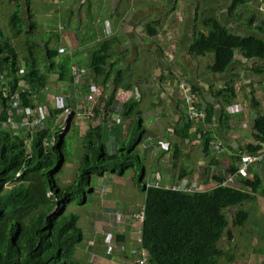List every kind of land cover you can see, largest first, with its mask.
Returning a JSON list of instances; mask_svg holds the SVG:
<instances>
[{
  "label": "trees",
  "instance_id": "16d2710c",
  "mask_svg": "<svg viewBox=\"0 0 264 264\" xmlns=\"http://www.w3.org/2000/svg\"><path fill=\"white\" fill-rule=\"evenodd\" d=\"M249 1L231 0L228 12L241 18L243 14L238 7ZM202 14L197 23L208 28V32L197 31L190 50L200 55L214 54L209 71L225 73L236 62L238 52L247 62L256 60L252 72L264 77V37L234 33L213 12ZM256 18L247 19L244 25L251 27ZM261 24L264 26V19ZM151 28L153 31L150 32ZM12 29L14 37L32 35V30L25 33L19 5L12 18ZM262 29L264 31V27ZM145 30L150 35L157 32L150 24L145 26ZM113 45L114 39L106 40L91 54L89 69L92 81L103 86V92L95 107L96 118L90 121L83 137L85 153L75 186L61 188L55 176L65 165L66 138L58 137L53 149L46 152L43 142L52 136L50 127L23 133L7 127L6 119L11 95L21 91V81L31 87V92L21 93L23 112L43 102L39 100L41 92L48 85L52 72L57 73L58 81L72 84L73 55L66 54L57 60L60 52L46 46L48 63L43 67L35 56V49L33 52L31 48L30 54L21 61L11 38L6 37L0 43V264H84L76 255L85 238L79 225L80 215L68 212L67 208L74 202L85 203L94 176L103 177L105 173L122 176L130 171L134 172V184L144 189L140 245L148 251L150 264H221L224 257L232 262L233 256L230 257L228 250L222 249L219 243L228 236L231 222L242 228L249 220L250 212L243 207L263 190V176L253 173L251 178L242 181V188L224 186V176H215L212 180L215 188L192 193L147 187L143 182L145 167L135 152L145 135L141 115L136 110L137 101L131 98L121 104V109H115L119 104L118 90H128L132 86L125 79L127 67L117 68V64H110ZM214 96L223 107L232 104L237 98L235 81L231 80L216 90ZM252 98L258 110L260 104L256 93L252 92ZM205 109L207 125L212 124L215 108L210 105ZM62 112V109L53 110L52 115L56 117ZM101 113L104 116H100ZM260 113L253 130L255 142L241 147L239 155L258 154L263 150L264 112ZM114 114L120 119L117 120ZM24 116L18 114L17 119ZM108 119L111 126L106 123ZM128 119L132 121L127 126L125 139L118 145L120 149L117 146L116 151L110 153L105 139L112 131L123 136L122 129ZM183 122L177 135L181 139H189L191 123L188 118ZM195 136H200L202 147L208 153L214 140L212 131L209 128L197 130ZM239 159V156L234 158L236 162ZM236 171L231 167L226 174ZM185 175V172H180V177ZM8 183L13 186L6 188Z\"/></svg>",
  "mask_w": 264,
  "mask_h": 264
},
{
  "label": "crops",
  "instance_id": "0c3cea01",
  "mask_svg": "<svg viewBox=\"0 0 264 264\" xmlns=\"http://www.w3.org/2000/svg\"><path fill=\"white\" fill-rule=\"evenodd\" d=\"M40 1L53 5L52 8L54 9L47 10L46 18L50 17L49 12L54 14L55 11H58L55 8L58 0ZM90 1L74 0L78 11L83 10L84 6ZM121 1L97 0L95 3L92 2L93 4H90L88 7L90 23L87 21V16L84 12L82 17L86 21L87 27L83 35L84 40H77L75 29H67V32H63L62 30L66 29L65 26H62L60 31L54 33V38L61 43V49L65 50L63 53L73 55L74 64H79L85 75H89L90 79H92V72L89 69L90 61L88 67H85V63H81L79 59L80 54L85 52L86 60H91L92 52L100 47V43L114 39V45L110 51L113 56L110 64L115 63L119 68H121V65L130 67L129 71H126L125 79L127 82L131 80L134 82L131 89L124 90L121 88L119 91L134 92V100L137 98V93H139L140 97L135 100L137 101L136 110L141 115L145 130L142 140L147 151L145 160H149L150 164L149 167H146L141 161L145 167L143 182L146 185L158 179L163 184H172L179 177L178 169H180V172H185L186 174L183 177L184 179H182L183 181H187L190 184L192 180H195L196 184L203 187V191L212 190L215 188V183L212 182L213 178L215 176H224L226 178V172L231 167L237 168L238 166V161L236 162L234 158L238 157L240 148L255 142V136H253L255 121L257 116L261 114L260 111L264 112V77L252 72L253 64L256 63V60L247 62L238 52H236L235 56L236 62L231 64L225 73H212L209 71V67L213 62L214 54H209L210 52L204 55L195 54L190 50V44L197 31H199L196 25L204 10L205 13H215L214 11H216L215 14L219 19L231 28L234 33L256 34L264 37L262 29L264 26H261L264 13L260 10V5L264 1L251 0L248 4L242 5L247 6L245 14L248 13V15L246 17L242 15L241 18L238 16L233 17L227 10H217L216 6L209 4L200 10L198 4L202 3L201 0H186L185 2L189 1L187 7L181 5V0H126L123 9H119ZM203 1L210 2L213 0ZM217 1L221 2L224 0ZM229 3H231V0H229ZM17 4L20 8V16L24 24L25 33L28 34L32 30L33 34L35 29L38 30V28L32 12L28 8V0H23L22 4L20 2ZM71 7V5L68 6V9L70 10ZM213 7L215 9L211 11L210 8ZM70 13L72 16H69L76 20L77 15L74 14V10H71ZM56 14L60 15L58 12ZM253 17H257L255 22H253L251 27H246L244 25L247 23L246 20ZM82 18H78V20L80 23L82 22L81 26L84 27ZM149 24L154 26L157 32L151 35L148 34L145 26ZM201 27L203 32H208V29L202 24ZM149 31L151 32L153 29L151 28ZM18 39L22 40L23 44H26V40L22 36H19ZM43 44L45 47L49 46L52 49H56L44 41ZM169 52L172 56L168 54ZM63 53L61 52L62 55H65ZM43 71L45 72V70ZM173 72H181L186 76L188 82L195 89L196 95L199 97V103L203 107L206 108L212 105L215 108L216 116L214 122L207 126L192 128L189 139H181L177 135V131L180 130L184 123L183 121H186L187 117L179 94L172 93L174 89L168 85V82L173 79ZM52 73H54V76L51 75ZM52 73L49 75V86L52 90H49L47 95L40 96L39 100L43 101L39 103L40 105L60 108L61 101L64 102V100H70V105L84 103L82 98L73 96V82L69 85L58 81L57 73ZM231 80L235 81L237 98L232 104L223 107L215 98L214 92L225 87L226 83ZM142 86L144 88L140 90ZM252 92L256 93V98L260 104L258 110H256ZM71 121L73 123V119ZM84 121L87 131L90 121ZM131 121L132 119H128L124 123L123 136H119L112 131L109 140H106L110 153H114L117 149L113 145H117L118 142L125 139L127 126ZM72 123L70 127H72ZM207 128L213 133L214 140L212 143L219 141L223 143V152L215 155V151L210 149L208 153H205L199 137L195 136V132L199 129L204 130ZM163 143L167 144L166 148L163 147ZM261 175L263 176L264 186V171ZM133 177L134 172L131 171L128 176L108 173L105 178L94 177L92 181L94 191L89 192L85 203V206L89 207V212L84 217L83 226H81L86 236L84 243L78 246L79 252L77 251L76 254L82 262V256L86 259H84L86 264H91L89 258L96 259L94 264H125L126 259L138 257L140 243L136 239L138 232L135 227L137 225L139 227V224L132 223L131 220L127 221V232L121 234L114 215L115 209H121L125 205L128 206L127 209H132L133 211L143 207L145 200L144 189L134 184ZM103 188H105L104 193L102 192ZM263 194L264 189L259 191L255 198L252 199V201L257 203L256 212L250 213L249 220L246 223V225L249 224L248 229L245 230L244 226L242 233L246 236V239L259 236L258 240H261V244L264 245V216H259L260 212L264 215V203H262L260 208L258 206L260 199L257 198L260 196L264 202ZM104 225H109V227L102 232L101 227ZM229 229L233 230L232 224ZM111 238H115L118 241V247L109 252L105 239ZM92 240L95 241L94 245L89 243ZM222 240L229 242L228 236ZM244 246L243 241H241L234 250L246 251L247 249ZM226 250H228L230 255V249L227 248ZM246 252L242 255L243 258L247 255ZM259 257L262 256L260 255ZM239 258L235 257L232 263L224 257L220 263L235 264ZM249 258L250 260H246V262L252 264V255Z\"/></svg>",
  "mask_w": 264,
  "mask_h": 264
},
{
  "label": "rangeland",
  "instance_id": "374dc122",
  "mask_svg": "<svg viewBox=\"0 0 264 264\" xmlns=\"http://www.w3.org/2000/svg\"><path fill=\"white\" fill-rule=\"evenodd\" d=\"M23 0H0V43L6 39V37L11 38V40L13 41V44L16 45L21 61L24 60L25 56H28L30 54V49L32 48L33 52L35 49V56L36 58H38V62H40V65H43V67H46V64L48 63L46 56V47L43 44V41L46 42L47 44H49L51 47L56 48L58 51H60V55H58V57L56 58L57 60H61L64 55L61 54V43L57 42L56 39L54 38V33L58 32L61 30L62 26H65L66 29L62 30L63 32H67V29H75L76 30V34H77V40H81L83 39V35L86 32V21L83 20V12L84 14L87 16V21H89V6L90 4L95 3L97 0H91L90 3L86 4L84 6L83 10H79L78 11V7L77 4H75L74 0H58L55 8L58 9V11H55L54 14H52V12L50 13V17L46 18L45 14L47 13L48 9H54L52 8L53 5L48 4L47 2L42 3L40 0H31V4L28 6L30 12H32L33 14V19L36 22L37 25V29H35L34 33L31 36H22V38H24L26 41H28V43L25 45L23 44L24 42L22 40H19L18 37H14L13 35V29H12V18L14 15L15 10L18 8V2H20L22 4ZM101 1V0H99ZM186 0H181V5L183 7H187L189 4V1L185 2ZM264 1V0H263ZM93 2V3H92ZM126 2V0H122L121 3H119V9H123V5ZM201 4H198V8H200V10L204 9L205 5H211V6H216L217 10H227L228 11V7H229V0H224V1H217V0H213L210 2H206L201 0ZM17 6H15L16 4ZM72 6L71 9H68V6ZM179 6V5H178ZM211 11L213 9H215V7L210 8ZM71 10H74V14L77 15L76 20L72 19V15H71ZM118 10V9H116ZM56 12L60 13V15L56 14ZM78 12V14H77ZM116 12V11H115ZM216 13V11H214ZM240 12H242L243 17H246L248 15L245 14L247 12V6H241L240 7ZM205 13V10H204ZM214 13V14H215ZM71 15V16H69ZM203 16V14L201 13V17ZM51 17L53 18L51 20ZM78 18H82L83 21V25L84 27H82V22L80 23V21L78 20ZM91 18V16H90ZM38 23V24H37ZM197 30H201L202 31V27H201V23H197L196 25ZM208 29V28H207ZM84 40V39H83ZM34 43V44H32ZM85 43V41H84ZM83 44V43H82ZM31 45V46H29ZM60 47V48H58ZM63 53V52H62ZM66 55V53H63ZM86 53L84 52L83 54H80L79 59L81 61V63H85V67H88V63L90 60H86V57L84 56ZM170 56H172L170 54V52L168 53ZM208 54V53H207ZM212 54V53H209ZM117 67V65H116ZM118 68V67H117ZM121 68H124V65H121ZM130 68V67H129ZM129 68L127 67L125 70L128 72ZM21 71H24V69H22ZM51 75L54 76V73H52ZM133 80L130 81V86L134 85V82H132ZM175 82V85L173 86V91L172 93H178L179 94V98L181 100V94L179 92V86H178V80L176 79H171L170 82ZM133 83V84H132ZM72 86V85H71ZM54 87V86H53ZM144 87H140V90H142ZM139 93H137V100L139 99ZM135 99V100H136ZM197 100H199V97H197ZM144 105V104H142ZM141 105V106H142ZM146 106V105H145ZM86 133V124L83 118L81 117H75L73 119V123H72V127L70 129V132L68 133V135L66 136L65 142H66V148H65V152H66V161H65V165L62 168V171L60 173H57V175L55 176V181L57 183L58 186H60L61 188H67L70 186H75L76 183V177L78 174V170L80 168V164H81V158L85 153L84 150V135ZM110 134H112V132H110ZM105 140H109V136H107V138ZM120 144V142L117 143V145H113V147H117ZM119 146H118V150H119ZM113 151V150H112ZM136 153L140 155L141 161L143 162L144 165H146V167H149V160H145V157L147 155V151H146V147L144 146V143L142 142L140 145L137 146L136 148ZM168 151V150H167ZM114 152V151H113ZM130 172H126L125 176H128ZM95 178L97 176H94ZM93 177V179H94ZM92 179V181H93ZM93 184V182H92ZM264 189V188H263ZM264 198V194L262 196ZM258 199H260V201H258V206L261 208V205L263 202V200L261 199L260 196L257 197ZM91 200V199H90ZM139 200V198H138ZM92 201V200H91ZM252 201V200H251ZM249 201L244 205V209H247L251 214L255 213L256 210V205L257 203H255V201ZM127 205H125L122 209H127ZM264 207V206H263ZM68 212H76L81 216V220L79 221V225L83 226V219L84 217H86L88 215L89 212V207L85 206V203L83 205H81L79 202H74L71 203L68 208H67ZM230 212H232V210H230ZM264 212V210H263ZM258 213H259V209H258ZM260 217H263L264 215L260 212L259 213ZM247 223V222H246ZM257 223V222H255ZM232 224V222H231ZM248 225L249 224H245V230L248 229ZM244 226L242 228H240L239 226H234L232 225V236L233 239H229L228 241H221V247L223 249H230V255L232 254L233 256V260L232 263L235 260V257H240L238 260H236L235 264H246V260H250V255H252V264H264V245L261 244V240L259 239V236L255 237L253 236L252 238L246 239V236L242 233V230L244 229ZM109 225H104L101 227V230L103 232V230L105 228H108ZM235 236H234V233ZM86 236V234H85ZM105 236V235H104ZM239 236V238H237ZM88 238V237H86ZM236 238V239H234ZM231 240V241H230ZM241 241H243V244L245 245L244 247L247 249L246 252L245 250H234L237 246V244H240ZM105 242L107 244V246L109 247V240L105 239ZM84 243V242H83ZM82 243V244H83ZM230 244V245H229ZM233 249V250H232ZM252 250L250 253L249 251ZM257 251V253H256ZM79 252V249H78ZM244 252L247 253V255L245 256V258L242 257V255L244 254ZM262 257H259V256ZM83 262H84V257L82 256ZM86 260V259H85ZM89 262H91V264H94L96 262V259L93 258H89ZM85 263V262H84ZM86 264V263H85ZM249 264V263H247Z\"/></svg>",
  "mask_w": 264,
  "mask_h": 264
},
{
  "label": "built area",
  "instance_id": "2783aa9c",
  "mask_svg": "<svg viewBox=\"0 0 264 264\" xmlns=\"http://www.w3.org/2000/svg\"><path fill=\"white\" fill-rule=\"evenodd\" d=\"M260 10L264 13V3L260 5ZM264 19V14H263ZM61 52H65L62 49ZM24 71H21L23 73ZM71 74L73 77V96L75 98H82L84 103L79 105H70V101L64 100L61 101L60 108L43 106L39 103H36L34 109H28L23 112L21 93L31 92V87L28 86L25 81H21L20 87L21 91L12 93L11 95V104L7 113L6 125L10 127L11 130L18 129L23 133L33 132L38 129H45L50 127L52 129V136L47 138L43 142V146L46 152L53 149L57 143V138L62 136L63 138L68 135L70 132V125L72 119L75 117H81L87 121H94L96 118L95 107L100 101V97L103 92V86L96 84L90 79L89 75H85V72L80 68V65L75 63L72 64ZM92 77V76H91ZM173 78L178 80L179 92L181 94L182 106L186 112V115L191 123L192 128H199L200 126H207V112L205 107L200 105L199 100H197V95L195 92H192L190 83L186 79V76L181 72H175ZM168 85L173 88L175 82H168ZM86 92H84V90ZM52 90L48 85L42 90L41 95H44ZM72 97V96H70ZM132 97L131 92H121L117 95V102L115 109H121V104L124 103L128 98ZM116 102V103H117ZM63 110L60 115L53 117V110ZM23 115L24 117L17 119V115ZM100 116H104V113H101ZM114 117L119 120V116L114 114ZM108 126H111L112 123L108 119L106 122ZM203 130V129H202ZM200 139V137H199ZM214 144V145H213ZM164 148L167 147V144H162ZM211 150L215 151V155L223 152V143L215 142L211 144ZM252 171H255L259 174H262L264 171V145L263 150L258 154L244 153L241 156L240 164L235 173L230 174L224 180L223 185L229 187H239L240 182L246 180L250 177ZM108 173H105L102 178H105ZM20 174H18V177ZM8 183L6 187L10 186ZM13 186V185H12ZM147 186H153L157 188L179 190L185 192H195L201 191L203 187L196 184L195 180H192L191 183L183 181L180 178L176 179V182L173 184H163L160 179L155 180L152 183H148ZM105 190V188H103ZM49 196L51 193L48 194ZM117 222H119V231L121 233L126 231V223L130 221L132 223H140L143 220V207L139 210L133 211L129 209L127 213H122L121 211L115 212ZM140 229L138 230V233ZM110 246L108 247L109 252L118 247V242L115 238L108 239ZM91 245L95 244V241L89 242ZM125 264H150L148 262V251L142 247L139 248L138 257L126 259Z\"/></svg>",
  "mask_w": 264,
  "mask_h": 264
},
{
  "label": "clouds",
  "instance_id": "9594fccd",
  "mask_svg": "<svg viewBox=\"0 0 264 264\" xmlns=\"http://www.w3.org/2000/svg\"><path fill=\"white\" fill-rule=\"evenodd\" d=\"M174 73H175V72H173V74H174ZM121 92H131V93H132V97H130L129 99H127L125 102H128V100H130L131 98H134V95H135V94H134V92H132V91H124V90H120V91H119V90H118V94L121 93ZM118 94H117V95H118ZM135 98H136V97H135ZM187 118H188V117H187ZM199 130H202V129H199ZM204 130H205V129H204ZM202 131H203V130H202ZM197 137H200V136H197ZM64 138H66V137H64ZM200 141H201V139H200ZM242 155H243V154H242ZM242 155H239V153H238V156H239V158H240V159H239V162H238V166H239V164H240V160H241V156H242ZM238 166H237L236 169H238ZM178 172H179V177H178V178H180V179H184V178L180 177V169H178ZM253 173H255V171H252V172H251L249 178H251V176L253 175ZM262 173H263V172H262ZM228 175H230V174H228ZM228 175H227V176H228ZM227 176H226V178H227ZM226 178H225V179H226ZM225 179H224V180H225ZM243 181H244V180H243ZM223 182H224V181H223ZM150 183H151V182H150ZM174 183H175V182H174ZM172 184H173V183H172ZM147 185H148V184H147ZM147 185H146V186H147ZM222 185H223V183H222ZM10 187H12V185H10L9 187H6V188H10ZM147 187H149V186H147ZM227 187H229V186H227ZM242 187H243V185H242V181H241L239 187H236V188H242ZM233 188H235V187H233ZM90 191L93 192V191H94V188L92 187V189H89V190H88V193H89ZM104 191H105V190L102 189V192H103V193H104ZM201 191H203V189H202ZM87 199H88V198H87ZM86 202H87V200L85 199V203H86ZM143 208H144V204H143ZM128 210H129V209H125V210H124V209L121 208V209H115V212H116V211H121L122 213L125 214V213L128 212ZM115 212H114V215H115ZM115 216H116V215H115ZM116 220H117V218H116ZM142 221H143V220H142ZM135 223H137V222H135ZM141 223H142V222L137 223V224H139V227H138V225L135 227V230H136L137 232H138V230L140 229V232L138 233V235H137V237H136V239L139 241V243H141ZM117 224L119 225V222H117ZM230 225H231V224H230ZM229 228H230V226H229ZM229 228H228V230H230ZM228 230H227V231H228ZM230 231H231V230H230ZM119 232H120V231H119ZM126 232H127V226H126V231L123 232V233H126ZM120 233H121V232H120ZM123 233H121V234H123ZM231 235H232V231H231ZM232 237H233V236H232ZM93 241H94V240H93ZM116 241H117V240H116ZM117 242H118V241H117ZM140 247H141V245H140Z\"/></svg>",
  "mask_w": 264,
  "mask_h": 264
},
{
  "label": "water",
  "instance_id": "95a60500",
  "mask_svg": "<svg viewBox=\"0 0 264 264\" xmlns=\"http://www.w3.org/2000/svg\"><path fill=\"white\" fill-rule=\"evenodd\" d=\"M227 232H228V238L231 239L232 238L231 231L228 230Z\"/></svg>",
  "mask_w": 264,
  "mask_h": 264
},
{
  "label": "bare ground",
  "instance_id": "6f19581e",
  "mask_svg": "<svg viewBox=\"0 0 264 264\" xmlns=\"http://www.w3.org/2000/svg\"><path fill=\"white\" fill-rule=\"evenodd\" d=\"M33 92V91H32ZM27 93V92H26ZM25 95V94H24ZM9 187V186H8Z\"/></svg>",
  "mask_w": 264,
  "mask_h": 264
}]
</instances>
